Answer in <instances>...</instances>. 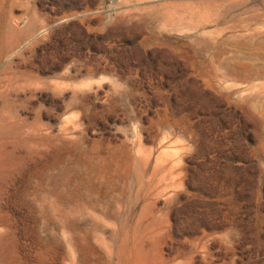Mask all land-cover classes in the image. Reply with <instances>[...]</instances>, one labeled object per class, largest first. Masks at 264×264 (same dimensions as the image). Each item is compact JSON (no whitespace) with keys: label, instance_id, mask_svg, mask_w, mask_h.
Wrapping results in <instances>:
<instances>
[{"label":"rangeland","instance_id":"1","mask_svg":"<svg viewBox=\"0 0 264 264\" xmlns=\"http://www.w3.org/2000/svg\"><path fill=\"white\" fill-rule=\"evenodd\" d=\"M0 264H264V0H0Z\"/></svg>","mask_w":264,"mask_h":264},{"label":"bare ground","instance_id":"2","mask_svg":"<svg viewBox=\"0 0 264 264\" xmlns=\"http://www.w3.org/2000/svg\"><path fill=\"white\" fill-rule=\"evenodd\" d=\"M256 9V8H255Z\"/></svg>","mask_w":264,"mask_h":264}]
</instances>
